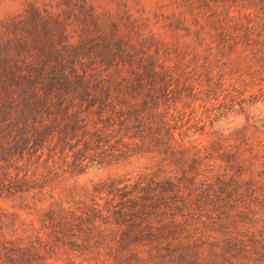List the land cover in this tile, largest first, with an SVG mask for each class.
<instances>
[{
    "label": "trees",
    "instance_id": "obj_1",
    "mask_svg": "<svg viewBox=\"0 0 264 264\" xmlns=\"http://www.w3.org/2000/svg\"><path fill=\"white\" fill-rule=\"evenodd\" d=\"M126 29L85 0H59L56 8L29 2L0 17V200L44 195L60 174L141 152L181 171L101 179L89 200L44 208L32 236H5L17 214L4 213L0 264H48L59 244L81 249L85 241L113 250L114 264H136L139 246L172 264H264V237L251 232L219 245L201 227L213 212L264 207V168L259 178L244 177L234 153L175 145L181 125L170 109L193 88L160 60L158 47L150 53L149 42L134 38L139 29ZM216 158L224 170H213Z\"/></svg>",
    "mask_w": 264,
    "mask_h": 264
},
{
    "label": "rangeland",
    "instance_id": "obj_2",
    "mask_svg": "<svg viewBox=\"0 0 264 264\" xmlns=\"http://www.w3.org/2000/svg\"><path fill=\"white\" fill-rule=\"evenodd\" d=\"M58 1L0 0V17L22 10L29 2L56 8ZM85 1L102 20H117L125 32L132 23L140 31L134 38L149 42L150 53L158 47L160 60L175 68V73L185 77L193 88V96L177 101L170 109L181 125L175 131V145L189 149V153L200 149L203 154L213 147L234 153L244 168L243 176L259 178L257 171L264 168V0ZM209 163L215 172L226 166L219 158ZM149 172L159 176L181 173L162 155L141 152L93 164L78 174H60L44 195L0 200L4 222L8 221L4 213L17 214L14 231L3 227L5 236L34 235L32 226L38 228L44 208L55 202L74 206L80 199L89 200L93 184L101 179H132ZM251 208L254 212L232 210L233 216L217 217L215 212L212 218L203 216L206 227H201L207 231V239L223 245L225 239L251 232L264 237V207ZM215 249L218 253L219 248ZM132 252L136 264H172L149 246H139ZM113 253L106 245L97 246L92 241H85L81 249L59 244L47 263L67 264L72 260L76 264H114Z\"/></svg>",
    "mask_w": 264,
    "mask_h": 264
}]
</instances>
